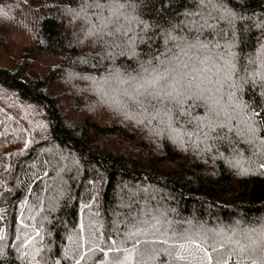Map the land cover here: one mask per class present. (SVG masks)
Returning <instances> with one entry per match:
<instances>
[{
  "label": "trees",
  "instance_id": "16d2710c",
  "mask_svg": "<svg viewBox=\"0 0 264 264\" xmlns=\"http://www.w3.org/2000/svg\"><path fill=\"white\" fill-rule=\"evenodd\" d=\"M177 44L212 71L147 97L138 74ZM262 249L264 0H0V264Z\"/></svg>",
  "mask_w": 264,
  "mask_h": 264
},
{
  "label": "snow or ice",
  "instance_id": "6c2138e0",
  "mask_svg": "<svg viewBox=\"0 0 264 264\" xmlns=\"http://www.w3.org/2000/svg\"><path fill=\"white\" fill-rule=\"evenodd\" d=\"M203 2V0H201ZM105 5L97 4L98 10L103 9ZM199 20H192L189 24H178V27H195L199 24ZM203 23H207L204 21ZM176 39V37H173ZM190 48L196 47L195 44H190ZM202 48H207V45H201ZM163 55L164 59H160ZM156 63L149 62V67H145L143 73L138 74L142 78L148 77L146 83L148 87L145 89L147 97L159 98L161 96L168 97L169 99H176L183 96L185 92L195 95L192 91L193 88H199V84H195L196 77L193 73L196 72H211V68L200 69L198 66L205 64L212 60V56H205L203 59L196 58L195 66L193 65V57L184 50L179 44L175 45L174 49H169L166 53H160L153 57ZM241 71H247L246 68H241ZM208 83H212L211 79L207 80ZM143 86V85H142ZM178 88H182L184 91H178ZM113 243H115L113 241ZM146 244L154 243L152 241H145ZM181 247H184L181 245ZM147 251V249H145ZM261 264H264V249L261 250ZM183 258V257H180ZM83 259V257H81ZM126 259H130V256ZM211 259V257H209ZM79 264V262H77ZM112 264H125L119 258H115ZM219 264V262H218ZM256 264V261H253Z\"/></svg>",
  "mask_w": 264,
  "mask_h": 264
},
{
  "label": "rangeland",
  "instance_id": "374dc122",
  "mask_svg": "<svg viewBox=\"0 0 264 264\" xmlns=\"http://www.w3.org/2000/svg\"><path fill=\"white\" fill-rule=\"evenodd\" d=\"M79 10V9H78ZM80 10L83 12V13H85L84 12V8H80ZM80 10H79V12H80ZM79 12L78 11H76V12H70L69 13V15H68V18H70V19H72L73 20V18L74 17H76V16H78L79 15ZM89 11H88V13H86L85 14V17L86 16H91V15H89ZM116 17H113V19L112 20H114ZM120 18V17H119ZM84 31V30H83ZM90 31V30H89ZM125 82V79L123 80V83ZM93 83H95V82H93ZM97 83V82H96ZM101 84H103V79H102V82H100ZM100 84V85H101ZM128 84H129V82L127 81L126 83H124L123 84V86H121L122 88L121 89H119L118 91H115V92H124L125 94H126V91H127V89L129 88V86H128ZM104 85V84H103ZM130 85V84H129ZM134 85H132L131 87H133ZM124 87V88H123ZM96 88L97 89H99L100 88V86H96ZM109 89V88H108ZM129 257V256H128ZM128 257H126V258H128ZM144 258L143 257H138V261H137V263L138 262H140L141 260H143ZM130 262H131V257H130V259H125V264H130Z\"/></svg>",
  "mask_w": 264,
  "mask_h": 264
}]
</instances>
